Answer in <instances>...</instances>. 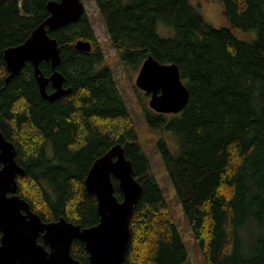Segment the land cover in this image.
Segmentation results:
<instances>
[{
    "label": "trees",
    "instance_id": "obj_1",
    "mask_svg": "<svg viewBox=\"0 0 264 264\" xmlns=\"http://www.w3.org/2000/svg\"><path fill=\"white\" fill-rule=\"evenodd\" d=\"M49 1L0 0V128L26 171L18 193L45 221L64 216L94 225L98 198L85 179L93 162L120 143L144 186L122 264H194L113 71L102 65L105 55L87 12L50 33L71 92L44 98L31 62L5 82V49L49 17ZM221 1L230 26H211L189 0H96L123 64L139 70L150 55L176 63L190 90L181 112L153 111L148 120L179 138L176 153L167 137L159 148L206 263L264 264V0ZM159 20L174 25V35L161 36ZM235 29L258 35L243 40ZM81 38L92 41L91 51L75 47ZM41 69L46 76L54 72L50 61ZM47 89L54 90L52 83ZM113 181L122 199L119 180ZM72 254L90 263L82 240L73 241Z\"/></svg>",
    "mask_w": 264,
    "mask_h": 264
},
{
    "label": "water",
    "instance_id": "obj_2",
    "mask_svg": "<svg viewBox=\"0 0 264 264\" xmlns=\"http://www.w3.org/2000/svg\"><path fill=\"white\" fill-rule=\"evenodd\" d=\"M48 18L22 43L5 49L9 75L6 83L21 73L28 62L44 98L54 101L72 91L58 69L61 49L51 32L79 20L86 12L83 0H50ZM75 47L93 48L90 39H79ZM50 61L54 72L46 76L41 63ZM52 83L54 90L47 87ZM136 85L150 93L149 106L160 113H179L190 99V90L176 63H161L150 55L139 69ZM16 146L0 128V264H82L72 254L75 239L82 240L89 252V264H122L132 240V217L144 186L135 175L132 160L122 144L114 145L92 164L85 179L89 193L98 198L100 221L82 226L62 216L45 221L29 201L18 193V177L25 169L16 159ZM113 177L119 180L123 198L115 194ZM43 236L44 242L38 241ZM48 246V247H47Z\"/></svg>",
    "mask_w": 264,
    "mask_h": 264
},
{
    "label": "rangeland",
    "instance_id": "obj_3",
    "mask_svg": "<svg viewBox=\"0 0 264 264\" xmlns=\"http://www.w3.org/2000/svg\"><path fill=\"white\" fill-rule=\"evenodd\" d=\"M83 1L86 6L88 17L93 24L96 38L105 55L102 65H109L113 71L117 86L134 120L139 142L142 144L144 151L151 161L156 179L164 191L166 200L191 260L194 264H207L200 245L196 241L189 217L183 208V204L177 194L172 178L165 168V162L163 161L164 159L159 148V140L167 137L168 140L166 139V141L168 146L176 153L179 150V138L173 131H163L161 128H156L150 124L148 114L153 115V111H157L149 106L150 96L147 92L136 85V78L139 70H134L129 65L121 62L118 50L112 43L106 20L101 15L96 0ZM189 2L201 12L206 22L211 26H230L229 20L224 13V3L221 0H189ZM157 30L163 37H170L175 33L174 25L168 24L162 20L158 21ZM235 33L238 37L247 41H252L258 35L256 29L246 31L235 29ZM49 155L53 156V150L50 149ZM246 231H248L247 235L250 238L252 236L251 228L248 227Z\"/></svg>",
    "mask_w": 264,
    "mask_h": 264
},
{
    "label": "bare ground",
    "instance_id": "obj_4",
    "mask_svg": "<svg viewBox=\"0 0 264 264\" xmlns=\"http://www.w3.org/2000/svg\"><path fill=\"white\" fill-rule=\"evenodd\" d=\"M52 74V73H51ZM4 88V87H3ZM188 104V103H187Z\"/></svg>",
    "mask_w": 264,
    "mask_h": 264
},
{
    "label": "flooded vegetation",
    "instance_id": "obj_5",
    "mask_svg": "<svg viewBox=\"0 0 264 264\" xmlns=\"http://www.w3.org/2000/svg\"><path fill=\"white\" fill-rule=\"evenodd\" d=\"M149 96H150V93H149Z\"/></svg>",
    "mask_w": 264,
    "mask_h": 264
}]
</instances>
